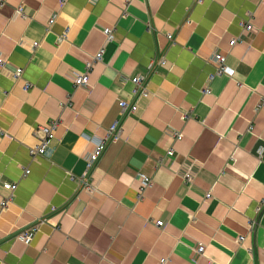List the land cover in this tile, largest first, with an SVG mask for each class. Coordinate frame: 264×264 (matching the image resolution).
<instances>
[{
    "label": "crops",
    "instance_id": "0c3cea01",
    "mask_svg": "<svg viewBox=\"0 0 264 264\" xmlns=\"http://www.w3.org/2000/svg\"><path fill=\"white\" fill-rule=\"evenodd\" d=\"M105 26L113 38L75 86ZM217 52L233 74L206 94ZM0 58V199L16 184L0 209V264H264V0H0ZM133 76L145 77L136 98ZM120 99L137 110L120 114ZM52 120L48 156L31 157ZM117 120L87 189L84 158ZM140 173L152 182L138 198Z\"/></svg>",
    "mask_w": 264,
    "mask_h": 264
},
{
    "label": "built area",
    "instance_id": "2783aa9c",
    "mask_svg": "<svg viewBox=\"0 0 264 264\" xmlns=\"http://www.w3.org/2000/svg\"><path fill=\"white\" fill-rule=\"evenodd\" d=\"M192 1L194 3H201L203 0H192ZM15 13L20 15V16H25L23 6L19 5L18 7H16ZM52 22H53V18L49 19L48 26H50V24ZM252 30H253V26L250 22H247L243 25V32L244 33L248 32V31H252ZM66 31L67 30H65L60 35V37H59L60 39H62L64 37V35L66 34ZM102 32L104 34V42L102 44V47L94 55H92L90 60H88L85 63V69L81 72L78 71L76 73V75L73 77V83L75 84V86H87L88 85V83H89L88 72H89V69H90L92 63L96 60L101 59L103 51H104L105 43L110 41L113 38V28L112 27L105 26V27H103ZM242 35H243V33H242ZM167 37H168V39H171V35H168ZM240 39H241V36L230 39L229 45H234V43L236 41H240ZM37 45H38L37 41H32V43H31L32 50H34V48ZM211 61L213 62V65H214V71L208 75L207 85L203 89V93H206V94L210 93L208 83L215 76L227 75V76L231 77L233 74L232 69H230L228 67V65L226 64L225 55H223L219 52L214 53L211 57ZM5 62L6 61L4 59L0 58V66L1 67H3ZM163 63H164V60L160 59L159 64H163ZM6 73H7V75L11 76L13 79H17L21 76L22 68L21 67H15L13 70L7 71ZM144 78L145 77H141V76L131 77L130 81L134 85L133 90H132V96L134 98L138 97V95L140 93L143 94L146 92V89L144 87ZM29 87H30V84L25 83L24 89L27 90ZM66 102L68 103L69 99ZM260 105L264 107V99L262 100ZM136 110H137L136 100H134V99L131 101H128L125 99L119 100V111H120L119 113L120 114L124 115V114H128V113H134ZM186 117H187V114L184 113L182 115V119H185ZM56 125H57V120H52V121H49V123H47V124L39 126V128H38L39 140L35 145L29 147V149H28L31 157L48 156L49 150H50L49 149V143L54 136V130H55ZM120 131H121L120 124H119V121L117 120V121H114L109 126L104 137L94 139L93 149L84 158V160H85L84 175L80 179H76L77 181L80 180V182H84V184L87 183V176L89 175L90 171L93 169V167L97 163L98 159L102 155L106 145L110 142L118 141L120 138ZM173 134H174V137L176 140H178L182 137V134L180 132L174 131ZM258 152L260 154L262 152V149H260ZM173 153H174L173 149L170 148L167 150L166 155L172 156ZM28 172H29V169L25 168L23 175L27 174ZM179 174L185 183L191 184L194 181V177H195V171L193 169L192 163L183 164L181 169L179 170ZM138 180H139V187L137 190V197L141 198L143 196V193L146 190V188H148L151 185L152 179L150 176L143 174V173H140ZM1 187L4 190V194L0 199V209H4L13 200L14 189L16 187V184L13 182L5 181L1 184ZM86 188L91 189V186H89L87 183ZM205 197L209 198L210 193L207 192ZM155 224L157 226H162L163 221L158 220L155 222ZM254 224H255L254 220L252 222H250V230L251 231L253 230ZM33 228L30 227L27 230L23 231L19 235V237L26 242L29 241L34 234ZM243 240H244V236H239L237 238L238 243L242 242ZM194 251L197 255H202L203 251H204V245L198 244L195 247ZM165 262H166V258H161V259H159L158 264H165Z\"/></svg>",
    "mask_w": 264,
    "mask_h": 264
}]
</instances>
